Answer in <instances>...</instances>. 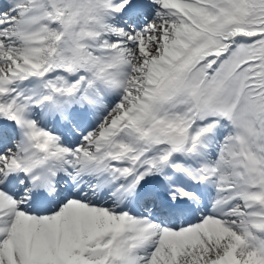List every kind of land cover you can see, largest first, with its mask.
Listing matches in <instances>:
<instances>
[{
  "label": "snow or ice",
  "instance_id": "1",
  "mask_svg": "<svg viewBox=\"0 0 264 264\" xmlns=\"http://www.w3.org/2000/svg\"><path fill=\"white\" fill-rule=\"evenodd\" d=\"M0 264H264V0H0Z\"/></svg>",
  "mask_w": 264,
  "mask_h": 264
}]
</instances>
